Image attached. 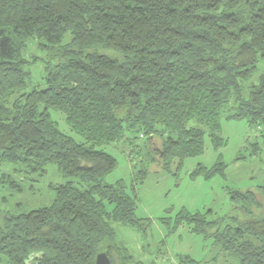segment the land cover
<instances>
[{"label":"trees","instance_id":"trees-1","mask_svg":"<svg viewBox=\"0 0 264 264\" xmlns=\"http://www.w3.org/2000/svg\"><path fill=\"white\" fill-rule=\"evenodd\" d=\"M0 29L19 44L16 59L0 61V161L16 173L53 162L74 178L51 186L48 205L0 214L4 264H94L101 250L112 264H141L112 222H149L135 214L148 169L105 182L118 161L104 146L124 142L134 153L144 143L170 172L200 156L206 137L216 149L225 143L224 105L233 108L225 119L264 130V73L243 83L264 60V0H0ZM28 45L44 56L23 57ZM35 70L43 85L27 90ZM226 166L198 164L191 176L224 177ZM6 186L22 190L4 170ZM230 199L221 216L180 210L172 229L184 222L240 264H264V181Z\"/></svg>","mask_w":264,"mask_h":264},{"label":"rangeland","instance_id":"rangeland-1","mask_svg":"<svg viewBox=\"0 0 264 264\" xmlns=\"http://www.w3.org/2000/svg\"><path fill=\"white\" fill-rule=\"evenodd\" d=\"M68 38L66 36L65 40ZM32 54L44 56L45 53L35 45H28L21 51L23 57ZM262 73L264 60L257 63L254 74L243 82L245 89L257 82ZM37 82H40L39 86L43 85L40 73L35 70L27 90ZM232 110L230 105H224L222 111L220 130L225 143L216 149L206 137L205 149L200 156L186 158L179 169L177 164H172L170 172L162 169L158 160H152L153 151L142 143L143 136L136 139L137 144L142 145L141 150L138 151L137 146L134 153H129V147L124 142L104 146L118 161L115 170L104 179L105 182L127 180L132 177L135 169H148L144 182L137 187L139 200L135 214L139 218H149V222L145 220L139 225L112 222L119 245L128 249L141 264H240L237 259L223 255L219 247L213 244V239H205L191 232L184 222L172 229V222L180 210L202 213L211 209L213 215H225L233 205L230 190L253 189L264 181V130L258 125H250L246 120L225 119L224 116ZM51 113L63 131L79 139L65 124L61 113L53 110ZM191 124L197 125L194 120ZM215 162L227 164L224 177L217 174L212 178L191 176L198 164L211 167ZM22 168L21 173H16L12 165L0 161V172H11V178L22 187L21 191L8 186L0 188V214H18L48 205L54 197L52 185L74 180L64 177L53 162L45 166L43 173L40 170L29 172L27 168ZM163 221H169V227ZM182 255H187L193 263L180 260ZM113 257L118 261L115 252ZM0 264H4V261H0Z\"/></svg>","mask_w":264,"mask_h":264},{"label":"water","instance_id":"water-1","mask_svg":"<svg viewBox=\"0 0 264 264\" xmlns=\"http://www.w3.org/2000/svg\"><path fill=\"white\" fill-rule=\"evenodd\" d=\"M19 56L18 40L11 31L0 29V61H11ZM94 264H112L105 250L98 251Z\"/></svg>","mask_w":264,"mask_h":264}]
</instances>
